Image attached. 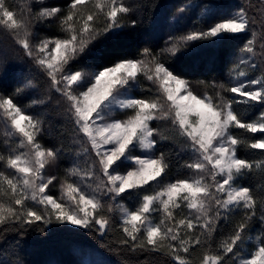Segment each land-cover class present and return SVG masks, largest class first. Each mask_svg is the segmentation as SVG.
<instances>
[{
	"label": "snow or ice",
	"instance_id": "obj_1",
	"mask_svg": "<svg viewBox=\"0 0 264 264\" xmlns=\"http://www.w3.org/2000/svg\"><path fill=\"white\" fill-rule=\"evenodd\" d=\"M33 2L43 5L44 0H27L17 15L6 0H0V32L7 30L47 76L51 89L63 98L77 142L82 145L77 154L89 159L84 169L73 166L66 170L59 199L48 194L46 190L57 176L45 169L58 159L60 150L45 147L38 139L46 134L42 118L25 113L12 97L0 96V120L7 138L3 142L7 155L0 153V162L13 170H0V227L56 223L95 228L104 234L111 220L103 212L106 207L111 212L112 207L102 197L116 200L128 193L140 198L134 209L120 205L124 237L120 243L131 251L160 252L174 264H194L190 252L199 247L203 250L199 264H264V196L257 197L253 189L237 183L254 168H264V160L240 158L238 147L264 150V136L253 139L232 131L264 134V110L245 120L233 108V104L264 105V74L247 83L241 80L234 86L219 85L245 99H227L217 93V100L194 93L187 80L174 74L147 48L139 59L120 60L92 72L74 69L72 62L93 41L125 26L123 18L132 8L124 0H69L66 9L44 6L34 11ZM53 19L59 20L65 35L33 43L36 23ZM254 21L241 6L236 15L207 30L180 37L168 51L174 55L194 41L215 42L247 33L242 51L251 59L242 58L240 64L254 70L258 67L256 32L251 27ZM131 23L134 27L135 21ZM260 47L264 49V43ZM141 75L156 84L157 95H127V89L136 86ZM246 76L245 70L236 73L238 79ZM20 91L17 89V94ZM118 109L131 110V114L126 119H113ZM153 121H170L182 146L190 149L194 158L183 165L191 170L186 178L164 183L153 192H140L153 181L161 183L159 178L171 167L163 151L155 154L157 144L170 137L161 132L159 124L153 126ZM137 150L145 154L134 155ZM122 166L125 172L119 171ZM153 213H160L159 222H153ZM234 214L240 219L232 224ZM254 218L262 230L253 235ZM221 221L231 224V231L217 243L216 234L224 227ZM248 244L254 248L245 252Z\"/></svg>",
	"mask_w": 264,
	"mask_h": 264
},
{
	"label": "trees",
	"instance_id": "obj_2",
	"mask_svg": "<svg viewBox=\"0 0 264 264\" xmlns=\"http://www.w3.org/2000/svg\"><path fill=\"white\" fill-rule=\"evenodd\" d=\"M69 0H50L41 4L32 3L34 11L41 7L58 6L66 9ZM132 8L128 16L123 18L124 27L115 34L102 35L93 41L81 57L73 61L71 67L92 72L112 66L124 59H139L145 48L149 49L166 67L182 79L187 80L194 93L217 98V93L227 99H244L234 93L223 91L220 84L234 86V74L245 70L240 64L244 54L242 48L248 37L247 33L231 36L227 39L198 40L182 46L174 55L168 50L177 40L193 31H203L218 21L234 16L244 7L250 20L255 17L251 27L258 36L264 37V28L259 9L253 8V0H124ZM6 4L17 12L25 8L21 0H6ZM135 21L133 27L132 21ZM59 20L37 22L34 29L33 43L44 37H62ZM239 65V68H237ZM264 65V64H263ZM244 68V69H242ZM252 77L261 76L260 71H247ZM145 86L140 97L155 96L151 85L142 81ZM17 89H22L17 94ZM0 96H10L27 114L42 118L46 134L39 137L40 142L48 148L59 149L58 174L65 177L66 170L73 166L83 167L88 157L78 155L82 145L77 142L72 122L66 112L63 98L50 87L47 76L35 65L33 60L8 34L0 32ZM42 101V103H33ZM243 119L252 120L264 110V105L253 103L233 104ZM161 132L170 139L157 144V155L163 151L170 159L171 167L162 176L164 183L186 178L191 170L183 167L191 160L190 149L182 146L170 121H159ZM235 134L247 135L251 138L264 136L262 133H244L242 129H233ZM5 125L0 120V153L7 155L4 145ZM158 139V138H157ZM84 146L85 142H84ZM237 155L248 161L264 160V150L249 149L239 146ZM0 170L11 173L13 170L4 167L0 162ZM120 170L127 169L121 167ZM74 179V178H71ZM237 183L253 189L257 197L264 196V168L255 169L238 179ZM140 192H152V187L140 189ZM140 198L126 193L121 200L130 207H136ZM38 208L42 206L37 205ZM259 215V207L257 208ZM111 223L107 231H100L71 226L68 224H37L24 226L8 224L0 227V264H174L171 259L160 252L130 250L122 245L123 233L120 228V217L104 209ZM240 216L233 215L232 224L239 221ZM224 225L216 234V242L231 231V224ZM98 228V226H96ZM258 218H254L252 233L261 231ZM202 249L197 247L190 252L194 264H199Z\"/></svg>",
	"mask_w": 264,
	"mask_h": 264
},
{
	"label": "rangeland",
	"instance_id": "obj_3",
	"mask_svg": "<svg viewBox=\"0 0 264 264\" xmlns=\"http://www.w3.org/2000/svg\"><path fill=\"white\" fill-rule=\"evenodd\" d=\"M21 1H24L25 3H27V0H21ZM45 2L47 1H50V0H44ZM217 2H225L226 0H216ZM34 3V2H33ZM34 4H37V3H34ZM255 7V9H259V12H260V19H261V23L263 25V28H264V3L261 2V0H253V8ZM237 14V13H236ZM235 14V15H236ZM251 19V18H249ZM240 35V34H239ZM261 43H264V37H261L260 35L258 36V34H256V39H255V45L254 47L256 48V56H255V62L256 64L258 65V67L256 69H251L249 68L246 64V68L245 69H248L247 71H255V72H258L260 71V73L264 74V49H262L260 47ZM242 58H245V59H251V57L249 56V54L247 53H244L240 60ZM244 69V68H242ZM237 73V72H236ZM236 73L234 74V85L238 84L241 82V80H243L245 83H247L248 80H251V79H254V78H257L259 76H250L248 74V76L244 77V78H236ZM142 81H147L150 83L152 89L151 91L154 92V95H157V91H156V84L152 83L151 81H148L146 80L142 75L141 76H138V84L132 88H129L127 89V95L128 96H134V97H137V98H140V95L142 94L143 92V88L145 87L143 84H142ZM258 87V86H256ZM236 95V94H235ZM238 97V96H237ZM240 98H244V97H240ZM245 99V98H244ZM131 114V110H117L112 118L113 119H126L127 118V115ZM157 121H153L152 122V125L154 126V123H156ZM170 126H171V123H170ZM85 145L87 146L86 144V140H85ZM20 151H24V149H20ZM145 153H143L142 151L140 150H137L136 152H134V155H144ZM156 154V152H155ZM157 155V154H156ZM89 159V158H88ZM87 163L86 162V165H82L83 167H80L81 169H84L86 168L87 166ZM58 166H59V163H58V159L50 164H48L46 166V173L49 174V175H55L57 176V180L53 182V185H50L49 188L46 190V192L50 195H52L54 198H57L59 199L61 194H62V190H61V181L63 180L64 177L60 176L58 174ZM123 167V166H122ZM124 168V167H123ZM126 168V167H125ZM120 172H125L124 170H120ZM71 179V178H70ZM75 179V178H74ZM162 179V176L159 178V181L161 183H158L157 181H153L150 183V185H146V187H152V190L153 191H156L159 189V187H162L164 182L161 181ZM152 191V192H153ZM126 194V193H125ZM123 194V196L125 195ZM122 196V197H123ZM122 197H118L116 198V200H111L108 196H103L102 197V200L103 202L106 204V205H111L112 207V213L118 215L119 217L121 216V210H120V205H123L124 207L126 208H129V209H134V207H130L128 206V204H126V202H124L122 199ZM177 212H179V210H177ZM159 217H160V213H153V222L154 223H157L159 222ZM71 226H75V225H71ZM75 227H78V226H75ZM254 248V245L253 244H248L246 246V249H245V252L247 251H250Z\"/></svg>",
	"mask_w": 264,
	"mask_h": 264
}]
</instances>
